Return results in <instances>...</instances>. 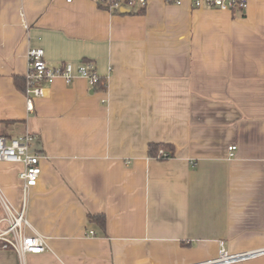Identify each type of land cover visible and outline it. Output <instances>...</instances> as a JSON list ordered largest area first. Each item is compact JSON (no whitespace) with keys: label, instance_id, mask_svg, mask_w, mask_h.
<instances>
[{"label":"crops","instance_id":"obj_1","mask_svg":"<svg viewBox=\"0 0 264 264\" xmlns=\"http://www.w3.org/2000/svg\"><path fill=\"white\" fill-rule=\"evenodd\" d=\"M176 1L111 13L95 0H0V136L30 134L42 156L30 189L22 163L0 161V193L47 243L25 264H197L222 244L264 249V0ZM31 49L52 67L92 64L106 86L58 78L28 111ZM153 144L172 158L151 156ZM2 245L0 264H22Z\"/></svg>","mask_w":264,"mask_h":264},{"label":"built area","instance_id":"obj_2","mask_svg":"<svg viewBox=\"0 0 264 264\" xmlns=\"http://www.w3.org/2000/svg\"><path fill=\"white\" fill-rule=\"evenodd\" d=\"M72 3L75 0H65ZM111 13H121L123 9L145 7L147 0H95ZM194 8H210L219 10H231L234 7L244 8L246 0H191ZM181 4L180 0L175 2ZM84 78L93 89L102 83L94 66L92 64H83L74 67L71 63H65L59 67L50 66L44 59L42 49H31L28 51V69L25 76L24 95L26 98L28 111L34 110L33 101L35 98L44 97L46 94L45 85H51L58 78L71 83L75 78ZM34 137L30 134L8 139L0 136V161L9 163H22L23 171L20 173V179L24 183L25 189L36 187L42 174L40 161L41 154L31 151V144ZM235 146H231L229 151L234 156ZM156 159L167 160L172 158V154L161 148L158 150ZM4 224L5 228L0 229V240H2L4 249L16 251L21 258L22 264H25L27 254H41L47 250L46 239L40 235L27 234L26 230L30 228V223L26 216V206L22 209H14L0 193V227ZM11 236V237H10ZM264 255L263 250L250 251L235 255L229 254L224 245H221L218 258L197 264H233Z\"/></svg>","mask_w":264,"mask_h":264},{"label":"trees","instance_id":"obj_3","mask_svg":"<svg viewBox=\"0 0 264 264\" xmlns=\"http://www.w3.org/2000/svg\"><path fill=\"white\" fill-rule=\"evenodd\" d=\"M100 86H102V85H100ZM161 148H164L166 150H171L170 145H166V144H153L150 147V155L154 157L157 154L158 150L161 149ZM89 218L91 220H93V221L99 222L102 225H104V223H105L103 217H93V216L90 215Z\"/></svg>","mask_w":264,"mask_h":264},{"label":"water","instance_id":"obj_4","mask_svg":"<svg viewBox=\"0 0 264 264\" xmlns=\"http://www.w3.org/2000/svg\"><path fill=\"white\" fill-rule=\"evenodd\" d=\"M121 12L122 13H127L128 11L126 9H123Z\"/></svg>","mask_w":264,"mask_h":264}]
</instances>
